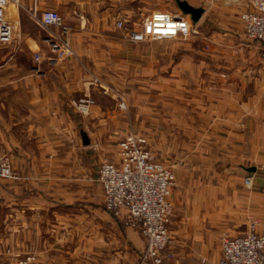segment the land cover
I'll return each instance as SVG.
<instances>
[{"label": "crops", "instance_id": "crops-1", "mask_svg": "<svg viewBox=\"0 0 264 264\" xmlns=\"http://www.w3.org/2000/svg\"><path fill=\"white\" fill-rule=\"evenodd\" d=\"M12 1L14 38L0 43V151L20 180L0 179V202L14 207L21 238L50 240L35 251L39 258L26 256L38 264H128L112 254L118 220L105 210L98 176L103 162L120 164V144L131 133L147 138L152 155L176 175L174 257L166 264H219L223 240L245 235L251 219L264 234V58L262 46L243 35L241 18L212 25L203 15L190 22L237 31L232 42L241 49L230 60L217 52L222 42L182 50L196 41L130 40L128 30L156 12L191 21L167 10L166 0ZM186 1L237 21L250 7V0ZM46 10L73 28L72 55L52 52L48 40L60 29H43L35 19ZM164 43L180 46L169 53ZM83 99L94 101L89 115L75 106ZM103 226L114 241L107 248ZM124 240L140 263L141 231H125Z\"/></svg>", "mask_w": 264, "mask_h": 264}, {"label": "built area", "instance_id": "built-area-1", "mask_svg": "<svg viewBox=\"0 0 264 264\" xmlns=\"http://www.w3.org/2000/svg\"><path fill=\"white\" fill-rule=\"evenodd\" d=\"M249 9L240 18L246 37L262 46L264 58V0H250ZM12 0H0V43L13 41V24L9 19ZM43 29L58 28L60 35L49 41L52 52L60 57L72 55L70 34L61 14L46 10L35 16ZM125 20L117 22L119 30H125ZM192 32L189 19L166 12H156L146 17L138 30H128L127 36L134 42L149 39L163 40L187 36ZM36 62L41 57L36 55ZM123 100V99H122ZM124 101V100H123ZM94 104L91 99L75 103L77 110L89 115ZM125 110L126 104L121 102ZM120 164L102 163L98 182L104 192L105 210L112 214L126 229H138L146 239V249L139 264H166L174 254L170 250L173 237L170 230L174 212L170 200L176 185L173 169L157 160L148 149L145 137L129 134L120 144ZM0 179L20 180L14 172L10 156L0 151ZM259 221L251 219L248 232L237 237H226L222 242V258L219 264H264V234L257 231ZM7 264H37L34 256L17 257Z\"/></svg>", "mask_w": 264, "mask_h": 264}, {"label": "rangeland", "instance_id": "rangeland-1", "mask_svg": "<svg viewBox=\"0 0 264 264\" xmlns=\"http://www.w3.org/2000/svg\"><path fill=\"white\" fill-rule=\"evenodd\" d=\"M183 1H186V0H183ZM190 1H192V3H194L196 5H198V4L205 5L206 4V2L203 0H190ZM165 2H166L165 7L167 10H169V8H176L179 10V8L176 5L175 0H166ZM190 22H192V21H190ZM227 22H238V23H240V15H239V18L237 21L236 18L229 17L226 13H222L218 9H211L209 11V13L204 14V17H203V23L204 24L225 25V24H227ZM236 34H237V31H221V32H218L216 30H212L209 27L208 28L207 27L197 28L195 26L194 27L192 26V32L185 37L184 36L179 37V40L192 39V40L196 41L195 43H192V45H190V46L182 45L181 46L182 50H184V49L188 50L190 48H196V50H198L201 47L200 45L203 44L202 42H204L206 40L210 41V42H208L209 43L208 45H219L222 42L224 44V46L220 47L219 50H217V52L218 53L220 52L223 57H225L227 55L230 56V60H231L233 57H236L235 51L238 49H241V47L238 46V44L241 43L240 41L236 42V43L232 42L233 40H235V41L239 40V37L236 36ZM244 34L245 33H244V29H243V35ZM244 36H246V35H244ZM217 39H219V40H217ZM213 40L215 41V43L212 42ZM145 41H147V40H145ZM216 41H220V42H216ZM227 41H230V42L228 43ZM141 42H143V41H141ZM156 43H158V42H156ZM225 43H228V44L226 45ZM164 44L168 45L166 47V49L164 48V50L168 51L169 53L174 51V49H175V51H177L179 46H180V43H179V44L175 45L174 49H173L172 45H169L167 43H164ZM210 49H211L210 47L206 46V48H204V50H205L204 52H208ZM122 97L119 98V106H120L121 102L125 103V101L122 100L123 99ZM122 111L126 112L127 106H126V109L125 110L122 109ZM13 215H14V207L13 206H10V207L4 206L0 202V264H7L11 260H13L14 258H17V257H22V256L26 257L25 254H27L29 252L35 253L36 256L39 258L38 253H36L35 251L38 250L41 252L42 249H44V247H46V245H48L47 241H50V240H44V239H34V240L30 241L28 239L21 238V235H20L21 233L19 231H15L16 224L13 222ZM104 230H107V228L105 226H103V230H102V242H101V244H102L103 248H107L109 246V242L112 241V237L110 236V234H108ZM127 230H131V229H124L121 226L120 222L118 221L117 244H115V248L113 249L112 254L117 253V256H118L119 260L121 261V263H124V260H125V262H127L128 264H139V259H137L136 254L134 253L135 251L134 252L130 251L127 248V245L125 244L126 242L124 240V236H125V231H127ZM69 241L70 240H68V242ZM173 241H174V238H173ZM63 243H65V241H63ZM113 243H114V241H112V244ZM171 247L173 250L174 245L172 244ZM32 256H34V255H32ZM36 256H34V257L36 258ZM36 260H37V258H36Z\"/></svg>", "mask_w": 264, "mask_h": 264}, {"label": "water", "instance_id": "water-1", "mask_svg": "<svg viewBox=\"0 0 264 264\" xmlns=\"http://www.w3.org/2000/svg\"><path fill=\"white\" fill-rule=\"evenodd\" d=\"M177 7L184 16L190 17L193 24H197L205 13L203 8H195L191 6L187 1L175 0ZM248 172H255V168H248Z\"/></svg>", "mask_w": 264, "mask_h": 264}]
</instances>
